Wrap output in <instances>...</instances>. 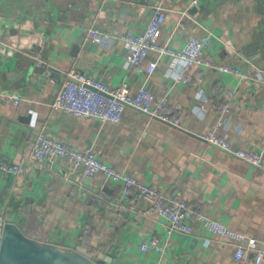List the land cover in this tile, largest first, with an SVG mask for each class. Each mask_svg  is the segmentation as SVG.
Returning <instances> with one entry per match:
<instances>
[{"label": "crops", "instance_id": "crops-1", "mask_svg": "<svg viewBox=\"0 0 264 264\" xmlns=\"http://www.w3.org/2000/svg\"><path fill=\"white\" fill-rule=\"evenodd\" d=\"M154 8L165 15L158 44L177 51L191 36L208 37L205 58L241 75L195 68L190 83L177 82L180 66L155 52L143 65L126 68L118 37L141 34ZM152 62L156 67L147 74ZM75 73L110 88L126 85L132 94L148 89L178 109V126L129 107L117 123L65 114L53 107L56 83ZM228 91L234 94L226 132L232 150H254L264 160L260 0H0V92L21 100L0 101V158L26 166L17 177L0 173V221L61 250L110 256V264H254L250 252L236 261L234 246L196 221L191 235L167 236L163 218L143 213L144 201L133 208L118 203L114 182L81 178L60 158H29L28 142L45 132L180 196L195 211L257 240L264 252V171L201 139L215 125ZM151 238L167 247L165 256L140 251Z\"/></svg>", "mask_w": 264, "mask_h": 264}, {"label": "built area", "instance_id": "built-area-1", "mask_svg": "<svg viewBox=\"0 0 264 264\" xmlns=\"http://www.w3.org/2000/svg\"><path fill=\"white\" fill-rule=\"evenodd\" d=\"M165 22V15L159 8L149 18L141 34H122L119 41L126 49L125 67L143 65L147 55L155 52L160 56H168L179 66L175 74L177 82L190 83L189 73L195 68L215 69L220 72L240 76L241 73L224 65H215L205 58V52L210 46L208 37L191 36L187 39L181 50H172L158 44L157 35ZM37 66H39L37 64ZM156 63H149L145 69L150 74ZM71 79L58 81L57 93L53 107L65 114L77 118H93L102 123H117L122 117L123 110L132 108L150 118L177 127L179 124V111L171 107L164 99L156 98L146 88L140 87L132 94L126 85L119 88L109 86L81 73L72 74ZM54 82V80H51ZM233 92L228 91L225 102L218 110V118L213 126L201 139L222 151L264 171V160L261 154L254 150H232L227 129L230 124V103ZM0 101L18 105L19 98L8 96L0 92ZM30 162H40L60 158L65 160L73 171L79 172L81 178L101 176L106 181L119 185L118 203L128 202L130 208L137 202L144 201L147 209L145 215L160 216L165 221V233L191 235L193 229L191 222L196 221L215 237L234 246L233 258L243 261L248 252L253 254V263L260 264L264 259V252L259 243L253 238L233 231L204 213L193 209L188 202L176 194H166L154 186H148L131 175L124 174L114 167L102 162L93 152H83L72 146L60 142L45 132H38L28 142ZM26 167V166H25ZM23 164L6 161L0 158V173L17 177L23 174ZM246 243L245 245H243ZM142 252H156L165 256L167 247L160 244L156 238H151L140 245Z\"/></svg>", "mask_w": 264, "mask_h": 264}, {"label": "water", "instance_id": "water-1", "mask_svg": "<svg viewBox=\"0 0 264 264\" xmlns=\"http://www.w3.org/2000/svg\"><path fill=\"white\" fill-rule=\"evenodd\" d=\"M260 2L264 5V0ZM111 260L82 248L61 250L55 244L40 243L25 236L18 224L0 221V264H110Z\"/></svg>", "mask_w": 264, "mask_h": 264}]
</instances>
